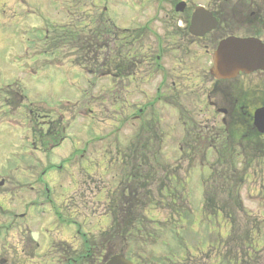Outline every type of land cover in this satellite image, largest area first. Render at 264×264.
I'll return each instance as SVG.
<instances>
[{"label":"rangeland","instance_id":"rangeland-1","mask_svg":"<svg viewBox=\"0 0 264 264\" xmlns=\"http://www.w3.org/2000/svg\"><path fill=\"white\" fill-rule=\"evenodd\" d=\"M96 5V9L89 13L90 16L95 13L98 15L94 19L88 20L90 22L86 21L85 17H83V21L79 22L81 18L78 15L81 14L62 20L64 24H71L81 32H84L83 30L87 32L86 30L89 29L88 31L91 33L86 34L87 40L91 38L89 46L83 42L75 44L76 48L61 42L49 45V39L57 37L54 32L58 27L52 26L53 22H51L55 17V11L48 9V13H54H46L51 20L48 23L49 30L45 32L43 38L46 39L44 46L47 52L45 53L44 46L41 44L40 46L37 42L41 39L38 32L44 25L41 23L42 19H39L37 10H33L31 26L36 32L31 35V45H36V51H39L40 54L24 55L21 56L22 58H17L14 54L11 58L16 61V64L9 62L8 65L4 55H0L1 83L8 79L11 80L12 91H16L12 97L15 108L25 121L23 123L28 128L27 133L31 143L38 142L40 145L36 144L34 146L36 148L30 147L31 145L24 146V141L9 142L5 134L1 135L0 169L5 170V174L0 176V180H4L0 192L4 193L8 191L6 188L13 186L12 193L1 205L4 208H16L17 204L28 203L32 197L39 194L42 195L40 201H43L45 193L49 195L50 199V202L45 203L43 208L37 202L26 206V209L30 207L35 210L31 214L37 215V219L40 221L45 215L44 211L43 214L41 211L43 209L48 211L50 220L46 225L41 223L39 226L40 221L33 223L30 222V219L17 217L18 222L12 221L11 225L6 228L10 233L6 234L5 240H0V255H15L17 251L24 249L28 252L31 264H63L59 255L55 254L54 258H49L52 246L58 247L60 242L65 244L67 239L70 244L69 250L79 253L84 249L85 241L98 242L101 238L99 236L108 230V225L112 222V220L110 221V215L113 214L111 203H116L119 199V191L122 187L129 189L137 182L131 174L133 163H128V155L131 153L128 151L129 145L138 139L139 143L146 144L147 147L146 140L152 141L151 137L156 132L159 137L161 135L160 140L162 139L159 161L177 163V165L183 166V169H189L186 179L189 181L188 198L190 201L188 204L192 216H189L187 220L179 221L175 218L179 213L171 211L169 205L158 203L151 207L149 204L148 208L146 205L148 222L154 229L141 228V231L130 242L129 250H125V255L129 259H133L135 264L160 262L163 257L169 256L170 252L179 257V259L172 258L177 262L176 264H193L192 262L197 264H264L262 245L259 247V252L246 250L242 244L244 241L237 234L239 228L232 227L233 223H237L236 216L240 217L241 214H246V211L252 210L256 212V217L252 215L248 219L258 220L255 222L256 228L253 236L255 239H264V193H260L259 189V186H264V164H260L256 168L251 167L247 171L248 181L246 180L245 184L232 179V175L225 171L217 170L214 174H208L211 172L210 168L216 157L213 160L212 150L207 151L205 158L201 157V154L204 155L207 150L206 146H195L194 141L191 140L193 138L191 130H182L180 121L185 119L184 110L181 106H176L175 109L172 102L165 109L164 121H158L160 125L157 126L155 132L150 129L155 125L150 121L149 116L147 117L148 121L132 122L128 117L132 116L137 107L145 106V95L138 96L135 102L129 79H122L121 84L110 86L108 82L96 79L95 73L90 77L88 74H84L80 67H76V64L94 68L100 60H104V57L109 60L114 58L108 49L102 48L103 43L99 45L95 43L96 39L101 37V35H97L98 33H94L100 28V26L96 27L100 20L105 21L113 17L120 25H128L135 23L132 22L133 18L138 19L142 16V20L145 22L148 14L141 15L138 9L145 8L144 12H146L150 6V15H152L151 12L157 4L150 0H102V2L98 1ZM72 6L76 11L77 4ZM83 7L85 6H82L81 11H83ZM89 9L91 8L89 7ZM13 14L19 21L25 18L17 7ZM159 18L149 19L148 28H154L156 25L152 21L159 20ZM7 20L9 19L7 18ZM16 23L19 22L16 21ZM8 25L7 22L5 28ZM130 30L132 31V29ZM13 41V39L7 38L4 43L5 48L14 46ZM154 43L150 38L147 45L150 46ZM195 52L197 50L194 48L193 52L189 53V59L185 62L190 67L184 70H180L179 67L174 69L177 83L181 84L179 90L183 81L188 88L193 84H201L202 76H207V70L201 72L196 69V66H208L206 58L198 61L193 56L190 57L192 53L195 55ZM130 57L132 56L130 55ZM20 59L25 60L29 68L35 70L34 77L37 82L35 79L29 78L30 69H23ZM142 59L143 56L140 60ZM173 61L169 56L166 59H161L166 68H171ZM53 63H58L59 67L54 66ZM184 73L191 76V79L184 78L182 80ZM167 80L169 84L172 81L168 75ZM112 87L114 88L112 89ZM142 89L143 87H141ZM30 91H33L34 96L37 94L40 97L37 102L41 101L42 103L40 107L36 106L35 115L38 118L36 121L29 118L27 114L30 106L24 98ZM2 99L0 96V121L9 118L10 115L3 104L8 99L6 96ZM184 102L187 104L185 100L182 104ZM195 102L196 100H193L192 104ZM194 108L192 107L193 110ZM88 111L89 115H86ZM196 113L195 111L194 113L188 112L187 114L190 116L188 120L191 119L192 114ZM210 114L211 112L199 114V117L206 118L207 123L212 121L218 127L220 125L219 116L215 120H211ZM123 117H125L124 120H122ZM32 124L36 126H32ZM187 127L191 128L192 126ZM53 132H63L66 138L51 150L44 148L50 144H43L41 147V140L49 143L53 139L51 136L46 137L45 133L52 134ZM162 133H164V137ZM59 136L62 137V133ZM95 138H99V140ZM87 141L89 142L86 145ZM185 141L191 143L184 145ZM179 158L182 160L181 162L177 161ZM189 158L191 162L188 161ZM150 159L147 158V160ZM156 162L157 159H153L152 163L156 164ZM182 175L184 176L182 173L179 174V176ZM216 178L220 180L218 183ZM228 182H233L237 188L242 187L239 191L242 202L239 206L232 207L233 212L230 211L231 207L229 208L231 214L226 219L223 216L224 213L218 211V207L222 203L220 210L225 211L230 201L224 200L226 198L224 194L215 198H212V194L218 185L224 186ZM24 183L32 184L31 190L26 189L25 186H19ZM253 186L254 188H252ZM208 188L210 193L208 196H203L204 189ZM262 190L264 192V187ZM202 205L204 207L201 209ZM143 206V203L138 205L137 212L140 216L144 215ZM2 213L6 212L0 209V220L4 219ZM243 223L247 224L246 219ZM13 224L14 226H12ZM68 224L70 226L67 227V231L61 232L56 229ZM41 226H44L43 229L48 232L47 234L42 232L43 234L38 239L39 242L36 241L32 244L30 233L32 230L41 232ZM113 238L115 249L123 248L118 239L115 236ZM206 242L209 243L207 244L210 248L208 253H211L209 257L205 255L208 254L205 253V250L203 253L197 250L199 245ZM40 243H43L44 250L47 251L35 250L36 245ZM242 250L243 253L248 252V255L243 256ZM111 252L112 248L109 253ZM69 254L72 253L69 252ZM191 255L195 259L186 262ZM97 256L91 254L88 258L89 262L79 259L73 264H98L101 258Z\"/></svg>","mask_w":264,"mask_h":264},{"label":"flooded vegetation","instance_id":"flooded-vegetation-1","mask_svg":"<svg viewBox=\"0 0 264 264\" xmlns=\"http://www.w3.org/2000/svg\"><path fill=\"white\" fill-rule=\"evenodd\" d=\"M10 2L9 9L14 12V9L17 7L19 10H25L29 8V0H8ZM180 1V0H178ZM178 1H175L171 5H163L158 4L154 8V13L158 16H161L162 19H164L162 22H159V27L155 31L156 35H164L163 40H168L167 35L171 33L170 37L172 39V43L174 44L177 42L176 48L173 45L171 49H176L181 53V50L183 51V54H189L193 52V49L199 51L201 53V56H209L211 52L214 49L215 44H217L223 36H225L229 31L232 29H229L231 25L235 27V29H241V17L238 15H235L237 12L234 10V23L233 24H226L225 19L230 18L225 15L222 16L221 22L215 25V29L210 31L209 33H205L200 36H196L191 34L190 32V24H191V18L190 15L193 12V8L191 3H184L181 7H178L179 10L175 9V5L178 3ZM243 2V0H242ZM225 1L224 0H210L209 5L207 6L208 10H210L213 14V16H219L216 15L215 12H223L225 11ZM251 15L257 16V12H251ZM218 18V17H217ZM196 31V30H195ZM152 32V31H151ZM215 44L213 45V43ZM162 53L167 55L166 50L163 48H159ZM193 56V53L191 54ZM161 55H156L157 59H160ZM198 56V57H201ZM157 67H154L152 69L155 70ZM263 74V73H260ZM242 79L247 80V76H243ZM235 83H238V81H235ZM176 82H173V85H175ZM215 85V83H213ZM209 87L206 90V99H208L209 105H214V98L216 96V88ZM164 86V84H163ZM166 88V87H165ZM221 88V87H220ZM157 92H161L159 90H162V86L155 89ZM162 93V92H161ZM219 94L222 96L223 101L226 106L223 107L225 116L228 118H231L234 122L236 120L243 119L242 116L248 115L251 110V106L255 104V102L261 103V105H264V90L260 91V94L258 96L251 97V93L248 90V88L245 86L244 83H239L236 85V91L234 95H231L228 89L223 92H219ZM219 109V108H215Z\"/></svg>","mask_w":264,"mask_h":264},{"label":"water","instance_id":"water-1","mask_svg":"<svg viewBox=\"0 0 264 264\" xmlns=\"http://www.w3.org/2000/svg\"><path fill=\"white\" fill-rule=\"evenodd\" d=\"M263 54V47L254 40H237L231 38L221 43L219 55L216 58L220 62L221 70L226 69L228 74L233 75L238 70H248L258 65L260 60L263 62ZM110 264H116V262L112 261Z\"/></svg>","mask_w":264,"mask_h":264},{"label":"bare ground","instance_id":"bare-ground-1","mask_svg":"<svg viewBox=\"0 0 264 264\" xmlns=\"http://www.w3.org/2000/svg\"><path fill=\"white\" fill-rule=\"evenodd\" d=\"M251 212H253V211H251Z\"/></svg>","mask_w":264,"mask_h":264}]
</instances>
